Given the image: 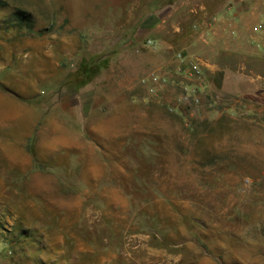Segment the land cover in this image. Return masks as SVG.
I'll list each match as a JSON object with an SVG mask.
<instances>
[{"label":"rangeland","instance_id":"1","mask_svg":"<svg viewBox=\"0 0 264 264\" xmlns=\"http://www.w3.org/2000/svg\"><path fill=\"white\" fill-rule=\"evenodd\" d=\"M234 1L0 0V264H264V46L226 36Z\"/></svg>","mask_w":264,"mask_h":264},{"label":"crops","instance_id":"2","mask_svg":"<svg viewBox=\"0 0 264 264\" xmlns=\"http://www.w3.org/2000/svg\"><path fill=\"white\" fill-rule=\"evenodd\" d=\"M207 7V5H205ZM222 12V15L224 14V16H222V21L224 25H226L227 22H232L233 24V28L234 29H230L228 30V32L226 33V36H235L236 37H240L243 36L245 37L246 34H249L251 38H253V40L255 41H259L261 44H257L258 47L264 46V1L263 0H235L231 5H229L228 7H226L224 5V7L221 9L220 13ZM231 13V14H230ZM219 14V13H218ZM193 20V19H192ZM193 22H199L196 18H194ZM202 24V28L205 29L206 28V32L210 31V30H215L216 28H214L212 26L213 23L209 24L210 27H207V23L206 21H201L200 22ZM261 24L262 28L260 30H257L256 27ZM194 34H189V37L193 36ZM263 39V40H262ZM195 40H199L197 38V36H193L192 40H186L185 44H187L186 48H190V49H194V48H198V45H195ZM191 41L193 42L192 44H188V42L191 43ZM207 42V41H206ZM209 42V41H208ZM244 42H242V40H238V41H233L232 43L226 40H222L219 41V43L216 45V47L218 48V50L222 51L224 49H229V48H234L236 49V51L240 50L241 47H245ZM210 45H206L203 46L204 47H209ZM207 50H204V52H206ZM264 51V49H263ZM205 65V63H204ZM207 65V63H206ZM209 71L213 74V77L216 76V72L218 70H225V68L227 69V67L224 68H220L218 65H210L209 67ZM175 77H173V75L169 76L170 79V83L172 85L175 86H179V84L181 83V81H176L173 80ZM264 80V79H263ZM184 81H187L188 83H190L193 80H187L185 79ZM176 82V83H175ZM259 82L255 83L256 88H258ZM262 83H264V81H262ZM190 84H186V86H189ZM264 90V89H263ZM256 95H259V92H256Z\"/></svg>","mask_w":264,"mask_h":264},{"label":"built area","instance_id":"3","mask_svg":"<svg viewBox=\"0 0 264 264\" xmlns=\"http://www.w3.org/2000/svg\"><path fill=\"white\" fill-rule=\"evenodd\" d=\"M262 28V25L259 24L256 29L260 30ZM176 60L178 61L179 68L182 65H186L187 69V75L193 78L200 79L203 75V69H202V61L201 59L194 57L192 55H189L187 53L178 52L175 55ZM164 78L160 77L155 72L150 73L146 79H143L142 82L147 83L148 85V91L150 93H156L157 88L159 85L164 82ZM181 101L186 104H196L199 102V95H198V89L197 86H187L184 88V92L181 94L180 97Z\"/></svg>","mask_w":264,"mask_h":264},{"label":"trees","instance_id":"4","mask_svg":"<svg viewBox=\"0 0 264 264\" xmlns=\"http://www.w3.org/2000/svg\"><path fill=\"white\" fill-rule=\"evenodd\" d=\"M22 14L23 13H16V15H14V18L17 19L19 22H23L24 20L26 21V18H22Z\"/></svg>","mask_w":264,"mask_h":264}]
</instances>
